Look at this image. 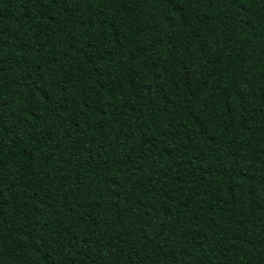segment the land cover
Wrapping results in <instances>:
<instances>
[{
  "label": "trees",
  "instance_id": "16d2710c",
  "mask_svg": "<svg viewBox=\"0 0 264 264\" xmlns=\"http://www.w3.org/2000/svg\"><path fill=\"white\" fill-rule=\"evenodd\" d=\"M0 264H264V0H0Z\"/></svg>",
  "mask_w": 264,
  "mask_h": 264
}]
</instances>
